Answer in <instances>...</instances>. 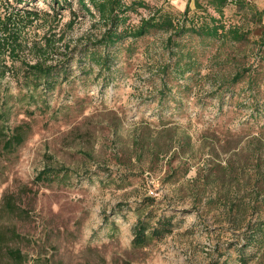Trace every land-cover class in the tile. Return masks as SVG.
Instances as JSON below:
<instances>
[{
    "label": "rangeland",
    "instance_id": "rangeland-1",
    "mask_svg": "<svg viewBox=\"0 0 264 264\" xmlns=\"http://www.w3.org/2000/svg\"><path fill=\"white\" fill-rule=\"evenodd\" d=\"M0 1L2 18L12 6L41 14L34 23L14 20L26 25L20 60L0 54L4 136L17 126L26 134L13 149L0 142V264H242L241 233L258 215L222 202L264 197L248 184L256 168L245 167L257 162L250 152L264 136V0L231 3L223 15L208 0H141L148 7L129 10L125 27L158 8L187 24L210 19L200 3L248 37L153 29L89 51L106 29L89 1L95 16L79 0ZM48 40L57 49L49 63L64 70L36 83L23 61L36 62ZM92 50L110 55V66L98 65ZM228 161L239 176L221 185L215 172L206 193L205 165ZM47 168L55 178L38 180ZM140 214L150 226L171 219V232L152 237L150 228L148 243L135 247ZM245 256L264 264L257 247Z\"/></svg>",
    "mask_w": 264,
    "mask_h": 264
},
{
    "label": "trees",
    "instance_id": "trees-1",
    "mask_svg": "<svg viewBox=\"0 0 264 264\" xmlns=\"http://www.w3.org/2000/svg\"><path fill=\"white\" fill-rule=\"evenodd\" d=\"M18 4L24 3L25 0H16ZM57 1V0H56ZM88 1L94 6L96 11L99 14L100 20L105 25V30L101 36L95 39V42L91 46L87 44L85 50L89 51L92 48H95L98 44L103 45L106 49H109L111 46L116 45L121 40L127 37L139 38L148 34L153 29L173 31V34H182L186 32H191L198 36L210 37V38H219L225 40H232L234 42H241L247 39L248 33L244 31L240 26H230L227 27L219 19L210 16L207 8L202 7L199 3V8L204 9V11L209 15L196 23L194 20L187 24L185 21L180 19H174L169 16L167 13H164L161 8H158L154 13L149 17H143L141 23L136 27H125L129 19L128 11L131 9H137L139 7H148V5L141 0H134L130 4H127L124 0H79V6L84 12L90 13L95 16L94 11L88 5ZM55 2V1H54ZM1 3V1H0ZM236 4L241 8H245L247 5L246 0H208V5L212 6L218 13L221 15L224 14V9L229 4ZM0 4V10L1 8ZM6 11H9L10 6L6 7ZM24 9V10H23ZM190 10V3L188 2L185 14ZM19 17L25 23H34V21L40 19L41 14L36 9L29 8H19L18 6H12V10L5 18H2L0 15V54H6L9 52V55L13 57L14 60H20V56L17 55L21 52V49H24V43L22 38L25 34L26 25L21 26L18 22H14L15 18ZM122 27V28H121ZM45 46L40 47L42 56L34 63L24 60L23 65L31 72L36 83L42 81L44 78L48 80L51 76L60 74L56 70H64L58 68L60 63H49V57L52 52H57V49L54 48L48 40ZM172 36L169 38L168 42H172ZM70 48V47H69ZM72 49V48H71ZM17 55V56H16ZM89 56L93 57L98 65L101 67L110 66V55L108 54H98L96 50H92ZM3 64H0V78H3L6 75V70L2 68ZM64 66L63 64H61ZM240 76H238L239 78ZM237 78V79H238ZM1 120V117H0ZM23 126H17L14 128L12 133L9 136H4V130L0 123V142L3 143L4 149H13L21 145L25 139L26 134L23 132ZM264 135V133H263ZM257 149L256 151L250 152V155H253L257 159V162L251 159L252 162H247L245 165L248 166L252 164L256 168V178L252 175L249 176L248 184L252 186V190H258L257 193H260L261 190H264V136L263 138H257ZM240 166H234L231 162H227L223 165L221 162H214L212 164H207L203 168L205 173L203 174L206 178V183H204V191L206 193L212 192L215 184L212 183L211 179L215 172H221L223 175L222 183H224L226 175L230 173H235ZM246 169H243V174H245ZM57 171L51 168L43 170L39 176L38 180H47L52 181ZM239 176V172L235 175ZM225 186V184H224ZM217 187V186H216ZM216 189V188H215ZM260 190V191H259ZM214 199L211 197L205 203L206 206L214 203ZM223 207L230 208L231 210L237 209L238 212H249L257 213L258 217L255 220H250L246 225V230L242 232V242L240 251V257L242 264H248L249 259L245 256V250L249 246L257 247V251L262 253L264 251V197L261 198L258 195H253L249 197H244L237 202L233 201H223ZM8 206L12 208V204L8 202ZM151 228L152 237H163L166 233L171 232L172 230V220L169 218H159L154 226H150L146 219L142 217V214L139 216V220L135 227V237L133 239V245L135 247H143L149 241V229ZM9 253L21 260L22 256L19 251L11 250Z\"/></svg>",
    "mask_w": 264,
    "mask_h": 264
}]
</instances>
